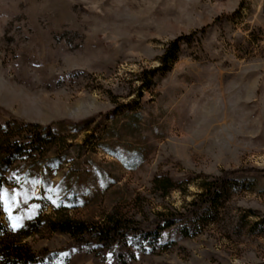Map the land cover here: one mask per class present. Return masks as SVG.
<instances>
[{
  "label": "rangeland",
  "instance_id": "1",
  "mask_svg": "<svg viewBox=\"0 0 264 264\" xmlns=\"http://www.w3.org/2000/svg\"><path fill=\"white\" fill-rule=\"evenodd\" d=\"M31 125L50 142L0 177L34 195L16 231L2 205L0 222L38 264H124L51 229L111 216L127 264H264V0H0V136Z\"/></svg>",
  "mask_w": 264,
  "mask_h": 264
},
{
  "label": "trees",
  "instance_id": "2",
  "mask_svg": "<svg viewBox=\"0 0 264 264\" xmlns=\"http://www.w3.org/2000/svg\"><path fill=\"white\" fill-rule=\"evenodd\" d=\"M189 38H191V35L181 36L169 44L166 53L161 59L162 65L160 70H167L169 65L176 61L180 44ZM30 128L31 135L25 137L22 142L12 141L9 133L1 134L0 139L3 137H6V139L0 144V152L3 154L0 163V170L3 166H9L14 161L22 160L25 157H31L34 152L41 150V148H43L42 146H45L50 142H48L50 139L47 138H49L51 134L46 135L44 132H40L39 130L41 127L39 125H31ZM224 178L225 177L217 179L211 183L203 181L201 184L202 191L197 196L200 199V202L197 203L194 200L191 203V206L201 208L205 202H217L222 195L213 191L212 187L214 186L216 189H218L220 185L223 187ZM156 185L161 186V189L159 190L164 194L178 187L170 178H157ZM3 186L4 182L0 177V189H2ZM172 217L175 219L168 220L166 225L164 227L160 226V228H169L173 226L176 218H184L185 215L179 214L178 217L177 215H172ZM128 224L129 223L123 222L121 219H116L112 216L108 218V221L105 224L98 226L89 225L85 221L65 218L52 222L51 229L53 231L69 234L74 238L85 237L86 235L91 234L94 238V243L114 249L115 262H123L124 264H127V255L123 253L121 244L132 231ZM136 230H138V228H136ZM5 232V227L0 222V264H38L41 260L45 259L44 254L37 255L30 247L19 244V242L5 243ZM87 244L88 242L83 239L78 241V245L80 246H85Z\"/></svg>",
  "mask_w": 264,
  "mask_h": 264
},
{
  "label": "snow or ice",
  "instance_id": "3",
  "mask_svg": "<svg viewBox=\"0 0 264 264\" xmlns=\"http://www.w3.org/2000/svg\"><path fill=\"white\" fill-rule=\"evenodd\" d=\"M33 195L34 194L27 191H16L15 189H13L11 194H9L5 190L0 189V205L3 206L4 212L7 213L13 231H16L21 225L24 215L14 216L12 214V209L14 207H19L21 202L27 204L28 200L31 199ZM35 207V205L32 206V208ZM28 216L30 218L31 212L28 213Z\"/></svg>",
  "mask_w": 264,
  "mask_h": 264
}]
</instances>
